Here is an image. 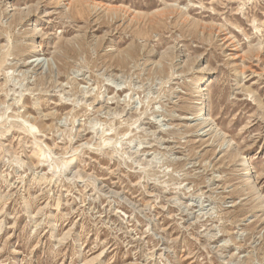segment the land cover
Listing matches in <instances>:
<instances>
[{
    "label": "rangeland",
    "instance_id": "374dc122",
    "mask_svg": "<svg viewBox=\"0 0 264 264\" xmlns=\"http://www.w3.org/2000/svg\"><path fill=\"white\" fill-rule=\"evenodd\" d=\"M0 264H264V0H0Z\"/></svg>",
    "mask_w": 264,
    "mask_h": 264
},
{
    "label": "bare ground",
    "instance_id": "6f19581e",
    "mask_svg": "<svg viewBox=\"0 0 264 264\" xmlns=\"http://www.w3.org/2000/svg\"><path fill=\"white\" fill-rule=\"evenodd\" d=\"M93 4V3H92ZM95 4V3H94ZM97 4V3H96ZM100 5V4H99ZM92 6V5H91ZM90 6V7H91ZM94 7V5L92 6ZM109 11V10H108ZM201 84V83H200ZM200 86V85H199ZM205 95V94H204ZM206 96V95H205ZM207 108V107H206ZM200 115L203 117V121L204 123L210 127L211 129H215L216 128L214 127V121L213 119L206 113V111L204 110V106L202 107V112L200 113ZM246 164V163H245ZM249 166V165H248ZM247 176L250 177L251 176V173L248 171L247 173Z\"/></svg>",
    "mask_w": 264,
    "mask_h": 264
}]
</instances>
